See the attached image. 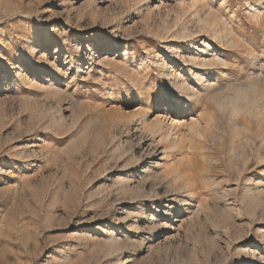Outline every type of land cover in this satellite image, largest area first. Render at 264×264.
Segmentation results:
<instances>
[{"label":"rangeland","instance_id":"rangeland-1","mask_svg":"<svg viewBox=\"0 0 264 264\" xmlns=\"http://www.w3.org/2000/svg\"><path fill=\"white\" fill-rule=\"evenodd\" d=\"M210 2L0 0V264H264L259 248L242 247L264 244V99L249 119L250 144L219 130L205 149L198 134L195 60L232 50L199 37L195 11ZM232 5L214 9L256 42L240 22L255 9ZM257 22L264 28V15ZM255 55L230 56L231 69L207 78H252L264 93ZM180 75L196 97L177 91ZM139 113L182 121L175 151L131 117Z\"/></svg>","mask_w":264,"mask_h":264},{"label":"bare ground","instance_id":"bare-ground-1","mask_svg":"<svg viewBox=\"0 0 264 264\" xmlns=\"http://www.w3.org/2000/svg\"><path fill=\"white\" fill-rule=\"evenodd\" d=\"M203 9L204 8L197 9V10L195 9L196 10L195 11V20H196L197 26L199 28V37H201V36L204 37L206 34L208 36L210 35V37L212 36L214 38L215 42L221 43L222 46L223 45L228 46L232 50L230 49L231 51L228 54L226 53L227 55L223 54L224 57L221 54L213 53L211 55L212 57L209 59L206 57L203 60L200 58H197L195 60L196 66L200 67L202 69V71L200 72L201 75H199L200 77L198 78V83H197L198 84V90L197 91H199V93H198L199 104H201L203 107H205V113H204L203 118L201 120L203 129H202L201 133H198V134L206 142L205 149H206V147H208L209 143H211L213 141H216L219 139V142H220V140L222 139V136H220V135H219L220 137L217 136L218 135L217 131H219V130L220 131L222 130L223 133L228 132L230 134V136L232 137L233 141L234 140H239V142L245 141L246 145L250 144L252 142L251 141L252 138L249 139L248 135L249 136L251 135L253 127H252V123H250L249 119L252 116H254V114L256 112H259V110L261 109L259 104H261V102H263L264 93L261 92L260 89H258V85L254 81H251L252 78L251 79L249 78L250 79L249 81H251L257 85V90H255L253 93V95H254L253 105L251 107H248L246 110H244L245 105L242 103V101L239 98L232 101L231 104L225 103L226 97L231 95L230 92L225 93V90L229 89V88L244 86L248 82L238 80V81L228 82L227 84H225V83L223 84V83H220L219 81L210 80L207 78V76L209 77L211 75V73L209 72L210 68H212L213 70H217V71L219 70V67L223 70L224 69H231L230 68V61L228 59L230 56L237 55V54H240V56H241V54H243V55H245L244 58H245V62H246L249 55H252V53L257 54L253 50V48H254L253 45L256 42L252 39L251 40L247 39L246 37H238L237 35H239L240 32L243 31L244 28L240 27L237 30L234 29L232 26L233 24H231L229 21H227V19L224 16H222V17L219 16L217 14V12H215L214 8H210L209 10L208 9L203 10ZM257 27H262L261 22H257ZM179 33H181V35L184 38H189V36H190L189 31H187L185 29H183L182 32H179ZM202 47H204V44L202 45ZM209 49H211V48H209ZM204 52H206V51H204ZM229 54H231V55H229ZM257 55H255V56H257ZM252 62H254L253 64L257 65L255 62V59ZM243 69H244V66L241 67L240 71ZM176 89L178 92H180V94H183L185 96V98H187V99H190V97L194 98L197 96L195 87L192 85H189L188 81L181 75L179 76V79L177 80ZM211 109H215L216 112H212ZM237 110H242V111H237ZM144 115H145V113H144ZM234 115H235V118H234ZM145 116H143V114L139 113V115L135 114V115H132L131 117L132 118L142 117L139 120V122L144 127V129L147 132H150L153 136L159 135L161 137V142L166 144L164 147V149L166 151L167 150L175 151L176 147L178 145V139H179L178 134L179 133L178 132L174 133V132L179 127L178 123L181 124L182 121H178V122L176 121V122L172 123V125L168 126V125H165L166 117L164 119L159 117L158 119H156V121L148 123V120L146 119ZM255 117L257 118L258 116L255 115ZM215 134H217V135H215ZM258 135H260V134L258 133ZM260 136H263V134L261 133ZM173 137H175V138H173ZM257 137H259V136H257ZM261 140H263V139H261ZM223 141H225V140H223ZM240 143H239V145H241ZM212 144H214V143H212ZM235 144H233V145H235ZM219 145H221V143H219ZM246 145H245V147H246ZM231 147H234V149L236 148L235 146H231ZM246 149H248V147H246ZM249 149L247 151L248 153H249ZM263 149H264V146H263ZM263 149L260 148V151H258L259 149L257 151L263 152ZM231 150H233V149H231ZM223 152H224V150H223ZM233 152L236 153V151H233ZM244 152H245V150H244ZM244 152L242 153V155L244 154ZM256 155H258V153ZM239 157L237 156L234 158H239ZM244 157L245 156H243L242 158H244ZM260 160H262V158ZM173 168H175V167H173ZM136 171L133 172V174H135ZM141 172H142V170L139 173H141ZM173 172H174L175 178H176L175 181L177 182L179 180L180 184L185 186V188H188V186L192 184V180L190 179V177L184 175V171H182L181 169L176 170V168H175V170ZM135 177L139 178L138 174L135 176H131V177H125L124 180L130 181V179H133ZM177 196L178 195H176V197Z\"/></svg>","mask_w":264,"mask_h":264},{"label":"snow or ice","instance_id":"snow-or-ice-1","mask_svg":"<svg viewBox=\"0 0 264 264\" xmlns=\"http://www.w3.org/2000/svg\"><path fill=\"white\" fill-rule=\"evenodd\" d=\"M223 3V0H211L210 5L211 7H219ZM241 5L243 6L244 12H252L253 9H255V15L249 19H245L244 16H241L240 22L244 24L249 30H251L256 37H258L256 43L253 45L255 52L258 54L255 58V62L257 65L260 63H264V59H262V56L259 55L261 53H264V28L256 27L253 24V21L256 19V17L264 15V0H233L232 9L235 11L237 8H240ZM52 7H55V5H51ZM243 35V32L241 33ZM33 43L36 47H41L42 43L46 39L45 37H33ZM2 47V46H0ZM43 50V49H42ZM252 70H257L256 68H253ZM63 87V84H61ZM82 87H87V85H82ZM75 88V85L73 86V89ZM180 104L185 103L184 100H179ZM80 133H76L75 136L77 138L80 137ZM86 137V133L84 134ZM46 139L49 137H45ZM73 137H69V140H72ZM60 143H66V141H59ZM75 142V141H74ZM262 228H264V224L261 225ZM242 247H252V248H259L261 252H264V244H262L260 241H257L255 238H253L251 241L248 242L247 245H242ZM261 260H264V257H260ZM237 264H253V262L250 259H244V260H238Z\"/></svg>","mask_w":264,"mask_h":264},{"label":"clouds","instance_id":"clouds-1","mask_svg":"<svg viewBox=\"0 0 264 264\" xmlns=\"http://www.w3.org/2000/svg\"><path fill=\"white\" fill-rule=\"evenodd\" d=\"M257 90V85L249 81L244 86H239L235 88H229L225 90V93H231L230 96H227L225 99L226 104H231L232 101L239 98L242 103L245 105L246 110L248 107H251L254 103V91ZM242 111V110H237ZM235 118V115H234Z\"/></svg>","mask_w":264,"mask_h":264}]
</instances>
